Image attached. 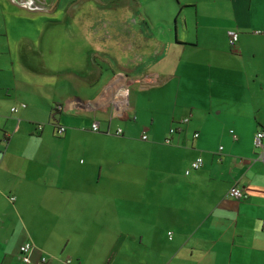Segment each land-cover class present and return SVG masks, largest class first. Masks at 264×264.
Listing matches in <instances>:
<instances>
[{"label":"crops","instance_id":"1","mask_svg":"<svg viewBox=\"0 0 264 264\" xmlns=\"http://www.w3.org/2000/svg\"><path fill=\"white\" fill-rule=\"evenodd\" d=\"M155 7L102 35L94 25L85 62L75 57L81 46L61 63L42 41L0 50V264H20L26 241L50 256L48 264H264V161L253 142L264 128V0H155ZM230 31L240 33L235 51ZM64 115L79 119L72 124L81 133L98 122L106 134L147 133L143 141L156 150L190 146L185 175L201 196L189 210L194 220L162 234L141 228L137 243L150 250L97 247L91 238H111L113 218L90 215L97 186L88 172L85 182H69L76 160L66 150L73 136ZM55 123L67 131L58 135ZM198 157L203 166L187 174ZM233 185L247 197H229Z\"/></svg>","mask_w":264,"mask_h":264},{"label":"rangeland","instance_id":"2","mask_svg":"<svg viewBox=\"0 0 264 264\" xmlns=\"http://www.w3.org/2000/svg\"><path fill=\"white\" fill-rule=\"evenodd\" d=\"M144 8L155 14V0H0V50L9 53L24 41H42L46 49L49 46L51 61L61 63L72 57V49L81 46V53L75 57L85 62L89 51L95 50L89 46L94 25L102 35L112 23L121 24L125 19L140 22L144 16H137L144 13ZM97 55L106 56L103 52ZM76 120L80 123L79 119L62 117L73 136L66 150L76 160L73 170H67L69 182H85L83 169L88 172L97 186L90 215L98 220L113 218L111 238H91L97 241V247L109 250L117 244L124 246L123 250H150L137 243L141 228L160 230L162 234L168 233L169 227H178L176 221L182 218L194 220L189 210L195 211L201 196L185 175L193 155L190 146L172 144L156 150L150 142L131 135L81 133L85 128L73 125ZM80 159L87 164L78 165ZM186 204L185 214L182 210ZM96 227L99 230L101 223ZM121 231L130 238H119Z\"/></svg>","mask_w":264,"mask_h":264},{"label":"built area","instance_id":"3","mask_svg":"<svg viewBox=\"0 0 264 264\" xmlns=\"http://www.w3.org/2000/svg\"><path fill=\"white\" fill-rule=\"evenodd\" d=\"M32 3V2H31ZM229 46L232 48V50H237L239 42H240V33L237 31H230L229 34ZM26 104H22V107H26ZM57 109L61 110V106H57ZM19 108L18 107H13L12 112H18ZM190 121V118H185L183 119V123H187ZM57 134L62 135L67 131V128L65 126L60 125L57 129ZM92 131L94 132H100V124L98 122L93 123L92 125ZM176 128L172 127L169 130V135L166 137L165 142L166 143H171V136L175 133ZM232 133H234V137L237 139V135L235 132L232 130ZM116 134L121 135L123 134V130L120 128L116 131ZM199 133L195 134V137H199ZM143 140H148V134L144 133L142 136ZM254 146L258 150L257 153V158L258 160L264 161V128L259 129L255 136H254ZM220 149H223L221 147ZM204 164V160L202 157H198L194 161L191 162L187 174H190L192 170H197L200 169ZM229 197L237 198V199H244L247 197V194L243 188H241L238 185H233L229 192H228ZM13 201L16 199L15 197L11 198ZM19 259H20V264H32L34 263V260L36 259V264H48L50 260V256H48L45 253L38 252L37 251V246L31 242V241H26L22 243L19 246Z\"/></svg>","mask_w":264,"mask_h":264},{"label":"trees","instance_id":"4","mask_svg":"<svg viewBox=\"0 0 264 264\" xmlns=\"http://www.w3.org/2000/svg\"><path fill=\"white\" fill-rule=\"evenodd\" d=\"M59 111H61V110H59V109H57V108L54 109V113H55L56 115L60 113ZM55 121H56V120H55ZM54 125H55L56 129L60 126L59 123H55Z\"/></svg>","mask_w":264,"mask_h":264}]
</instances>
